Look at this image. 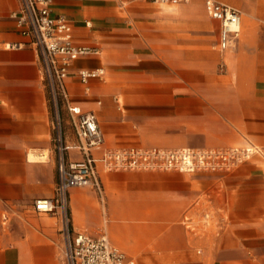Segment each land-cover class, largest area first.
I'll list each match as a JSON object with an SVG mask.
<instances>
[{
  "label": "crops",
  "instance_id": "0c3cea01",
  "mask_svg": "<svg viewBox=\"0 0 264 264\" xmlns=\"http://www.w3.org/2000/svg\"><path fill=\"white\" fill-rule=\"evenodd\" d=\"M217 1L242 15L241 36L224 50L205 0H52L75 42L98 49L74 59L65 81L70 105L98 117L105 141L96 156L247 140L263 149L229 172L100 163L102 193L73 187V227L106 232L136 264H264V0ZM20 4L0 0V264H66L62 216L34 208L56 190L55 116L38 51L12 16ZM81 68L104 73L85 82ZM62 112L67 157L81 159L66 104ZM211 207L214 225L197 222Z\"/></svg>",
  "mask_w": 264,
  "mask_h": 264
},
{
  "label": "built area",
  "instance_id": "2783aa9c",
  "mask_svg": "<svg viewBox=\"0 0 264 264\" xmlns=\"http://www.w3.org/2000/svg\"><path fill=\"white\" fill-rule=\"evenodd\" d=\"M167 3L172 0H152ZM185 1V0H178ZM52 0H21L19 8L12 12L27 43L37 49L41 72L46 84L49 100L54 110V143L57 153L58 179L55 194L34 200L37 211L51 212L62 216L64 234L63 258L66 264H136L106 232L92 235L76 230L70 214V190L75 186L91 185L103 191L98 174V165L105 169H179L231 170L263 153V149L251 140L243 145L196 149L191 147H125L108 148L96 156L94 149L104 144V132L96 113L83 111L78 105H70L66 88L72 61L79 56L98 53L89 45L77 44L72 26L63 16L52 14ZM207 13L220 21L221 49L235 45L242 27V15L236 6L217 0H205ZM90 24V22H88ZM22 42L9 43V47H20ZM104 73L103 68H81L78 74L83 81ZM68 106L79 147L81 159H69V144L65 139L60 103Z\"/></svg>",
  "mask_w": 264,
  "mask_h": 264
},
{
  "label": "rangeland",
  "instance_id": "374dc122",
  "mask_svg": "<svg viewBox=\"0 0 264 264\" xmlns=\"http://www.w3.org/2000/svg\"><path fill=\"white\" fill-rule=\"evenodd\" d=\"M235 1L237 3H239L240 0H235ZM241 33H242V31H241ZM240 36H241V34H240ZM233 48H235V47H233ZM62 105H63V102L61 101V103H60V113H61V116H62L63 129H64V134H65V126H64V121H63ZM231 146H234V145H231ZM183 147H191V146H183ZM174 148H180V147H174ZM191 148L202 149V148H213V147H191ZM168 149H173V148H168ZM234 169H231V170H197V171H226V172H229V171H233ZM164 170H168V169H164ZM171 170H176V169H171ZM177 170H179V169H177ZM179 171H184V170H179ZM206 205H207V203L204 204L201 201L198 206L200 207V209H202ZM203 210H201V211H203ZM70 214H71V210H70ZM207 215H209L208 218H205ZM225 216L227 217V214ZM195 218H196L197 222L202 223L203 221L207 220L208 222H210L211 225L212 224L214 225L215 221L219 218V215L216 212L215 208L211 207L210 210L204 211L201 215L195 216ZM196 230L199 231L200 233H202V229H199V227H197Z\"/></svg>",
  "mask_w": 264,
  "mask_h": 264
},
{
  "label": "bare ground",
  "instance_id": "6f19581e",
  "mask_svg": "<svg viewBox=\"0 0 264 264\" xmlns=\"http://www.w3.org/2000/svg\"><path fill=\"white\" fill-rule=\"evenodd\" d=\"M242 28V27H241ZM241 33V32H240Z\"/></svg>",
  "mask_w": 264,
  "mask_h": 264
}]
</instances>
